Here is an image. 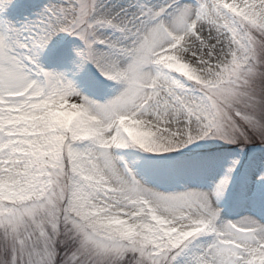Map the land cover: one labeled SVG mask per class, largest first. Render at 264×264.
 <instances>
[{
	"label": "snow or ice",
	"instance_id": "obj_1",
	"mask_svg": "<svg viewBox=\"0 0 264 264\" xmlns=\"http://www.w3.org/2000/svg\"><path fill=\"white\" fill-rule=\"evenodd\" d=\"M0 264H264V0H0Z\"/></svg>",
	"mask_w": 264,
	"mask_h": 264
},
{
	"label": "rangeland",
	"instance_id": "obj_2",
	"mask_svg": "<svg viewBox=\"0 0 264 264\" xmlns=\"http://www.w3.org/2000/svg\"><path fill=\"white\" fill-rule=\"evenodd\" d=\"M211 143H213L215 145V147L218 145L231 146V145L220 144L219 142H211ZM245 151L248 152L249 157H251V155L259 153L260 149L256 148V147L249 146V148H247ZM217 156H219L221 158V161H222V164L224 165V167L228 166L229 157L232 159H236L229 154L218 153ZM245 163H246V161H245ZM222 172H223L222 168L217 169V171L214 174H210L207 177L206 181L202 185H199V186L203 187V188H211L212 182L214 180H217L219 178V176L222 175ZM238 181H239V177H237L236 183H234L231 186V191H229L228 193L225 194V197L222 199V201L220 203V207L223 209L222 215L228 219L239 218V213L242 211L240 208L236 207L234 204L235 193H236V190L238 187ZM223 202H225L228 205L227 209H225V207H223Z\"/></svg>",
	"mask_w": 264,
	"mask_h": 264
}]
</instances>
